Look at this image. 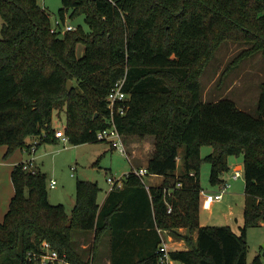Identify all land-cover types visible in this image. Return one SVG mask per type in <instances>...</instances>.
I'll list each match as a JSON object with an SVG mask.
<instances>
[{
	"label": "trees",
	"instance_id": "obj_1",
	"mask_svg": "<svg viewBox=\"0 0 264 264\" xmlns=\"http://www.w3.org/2000/svg\"><path fill=\"white\" fill-rule=\"evenodd\" d=\"M58 15L82 13L81 25L61 33L37 0H0V144L5 155L54 140L53 110L71 143L100 141L113 122L123 139L153 138L147 174L164 177L145 186L131 170L97 201L96 181L77 179L70 212L48 200L46 175L24 162L11 170L13 194L0 220V264L40 263L28 258L44 241L69 264H93L108 235L110 264H161L158 229L195 231L185 249L168 254L176 264H247L245 229L264 219V79L256 115L230 98L204 100L200 72L225 38L248 43L235 58L264 53V0H61ZM52 26L54 29L51 30ZM82 42L83 52L76 53ZM76 84L67 89V80ZM126 93L112 109L107 94L117 81ZM211 145L201 156L200 146ZM127 149V148H126ZM181 150V151H180ZM243 156L244 225L200 224V163L219 184L228 157ZM182 159L178 170V158ZM180 182V185H177ZM168 205L171 209L168 211ZM67 221H70L67 225ZM74 231H92L90 257L73 243ZM250 264H263L259 255Z\"/></svg>",
	"mask_w": 264,
	"mask_h": 264
},
{
	"label": "rangeland",
	"instance_id": "obj_2",
	"mask_svg": "<svg viewBox=\"0 0 264 264\" xmlns=\"http://www.w3.org/2000/svg\"><path fill=\"white\" fill-rule=\"evenodd\" d=\"M37 2L45 7L49 13L52 25L56 23V20L60 22L61 33L64 25L68 23L75 27L81 25L84 32L89 31L83 14L80 12L72 16L66 13L63 21L60 19L58 9L62 5L61 0H37ZM1 23L2 17L0 15V26ZM247 46L248 43L242 42V40L238 41L231 38L221 40L209 59L203 64L199 78L204 100L230 98L240 108L252 115H256L260 82L264 79V53L257 50L240 58H235L236 54ZM83 48V43L78 42L76 44V53L80 55L83 52ZM70 80L71 85L76 84L73 78ZM65 120L66 115L63 110L58 112L53 110L51 121L53 126L56 125V128H61L65 124ZM54 137H56L55 134ZM30 138L27 140L28 143L37 137L30 136ZM122 140L130 159L132 158V153L128 149L129 142H143L141 144L142 149H148L150 144L153 143V138L149 135L140 138L136 134H131ZM126 140L128 141L127 143ZM211 148L210 144L203 143L200 146L201 156H204ZM22 156H31L32 169H37L36 166H39L41 171L45 173L49 202H62L67 212H70L75 201L77 179L96 181L99 186L97 193V198L99 199L109 187L108 177L120 178L131 170L130 159L118 147H110L105 140L74 144L68 139L63 141L58 137L52 141H44L41 144H37L33 153L27 154L21 151L19 147H16L6 155L5 145L0 144V219L7 210L8 201L13 192L11 169L14 163L18 162ZM229 156L228 164L230 166L238 162L243 164L242 154ZM177 162V169L179 170L182 165V159L179 157ZM70 165H75L76 169L73 170V173ZM209 168L210 163L203 159L200 163L199 182L203 189L216 190L218 185L209 182ZM240 170V176L230 179V186L220 200L213 201V204L209 207L200 204L199 220L201 222L212 225L227 224L232 230H236L238 233L241 232V228L244 225L243 208L245 194L243 169ZM51 178L56 181V184L52 187L49 185ZM176 229V231L170 233L172 241L183 239L186 246L189 247L186 237L194 241V231H188L186 227H178ZM162 231L161 229L160 233ZM80 233V231L73 232V243L79 247L78 251L82 256L88 258L91 255L92 232L87 231L84 235ZM163 237H165L164 234ZM105 245L106 238L102 236L95 248L96 255L93 264L105 263L103 259ZM166 247L167 249L169 248L167 244ZM245 250L247 264H250L256 255H259L264 264V219L256 225L246 227Z\"/></svg>",
	"mask_w": 264,
	"mask_h": 264
},
{
	"label": "built area",
	"instance_id": "obj_3",
	"mask_svg": "<svg viewBox=\"0 0 264 264\" xmlns=\"http://www.w3.org/2000/svg\"><path fill=\"white\" fill-rule=\"evenodd\" d=\"M57 23V20H56ZM55 23V24H56ZM54 24V25H55ZM54 29V26H52L51 30ZM72 30L75 29V26L71 24H65L64 29L65 30ZM121 81H117L115 85L110 89V91L107 94V100H108V106L110 109H112L114 102L117 99H123L126 97V93L121 89ZM54 134L56 137L61 138L63 141L67 140V135L63 131L62 128H56L54 130ZM96 137L99 139H103L107 141L110 145V147H118V149L123 152L128 159H130L126 148L123 143L122 134L117 130L113 122H110L108 125H106L104 128H101L96 131ZM37 139H34L32 142H30V146L28 148L29 153H33L37 147ZM27 149V148H26ZM24 167L30 170L32 169V159L30 158L27 161H24ZM75 169V165L71 166V170ZM132 171L141 179L143 184L148 187L147 183V168L146 166H139V167H132ZM241 174V170L239 167L234 168L227 177H224L221 179V182L218 184V187L216 190L213 191H206L204 189L200 190V204H202L205 207H209L211 202L220 200L224 193L227 191L228 187L230 186V179H235L239 177ZM109 184L111 187H119L122 184V177L120 178H114V177H108L107 178ZM56 184L55 179H50L49 185L52 187ZM177 185H180V182H177ZM171 209V206L168 205L167 210L169 211ZM159 233L161 229H158ZM161 234V233H160ZM162 239V238H161ZM168 249L166 247V243L161 240V243L159 245V262L161 264H176V261L171 258L168 254ZM28 258H33L34 260L45 263V262H54L56 264H69L70 262L67 260L64 253L60 254L55 248L51 247L50 243L47 241H44L41 246L40 250L38 252L29 253Z\"/></svg>",
	"mask_w": 264,
	"mask_h": 264
},
{
	"label": "crops",
	"instance_id": "obj_4",
	"mask_svg": "<svg viewBox=\"0 0 264 264\" xmlns=\"http://www.w3.org/2000/svg\"><path fill=\"white\" fill-rule=\"evenodd\" d=\"M55 128H56V125L54 126ZM56 138H58V137H54V139H56ZM28 139H31L30 138V136L29 137H27L26 138V140H28ZM128 141L126 140V143H127ZM143 142H129L128 143V149H129V151L132 153V158L130 159V162H131V167H139V166H145L146 164H147V161H148V158H149V156H150V153H151V151H152V149H153V143L152 144H150V147L148 148V149H142V144ZM109 144V143H108ZM110 146V145H109ZM5 149H6V145H5ZM21 149V151H24V152H26L27 154L29 153V151L28 150H26V148H20ZM36 150V149H35ZM208 153V152H207ZM230 157V156H229ZM228 157V158H229ZM32 159V157L30 156H22L21 158H20V160L18 161V162H24V161H27V160H29V159ZM229 160V159H228ZM18 162H16V163H18ZM16 163H14V165L16 164ZM36 165V164H35ZM71 166L72 165H70V169H71ZM237 167H239L240 169H243V164L241 163V162H238V163H235L233 166H230L229 165V169L227 170V171H225V172H223L220 176H221V179L222 178H224V177H227L228 176V174H229V172H230V170L232 169H234V168H237ZM36 168H40L39 166H36ZM76 169V168H75ZM12 170V169H11ZM72 173H73V170H72ZM51 179H53V178H51ZM163 179H164V177L162 176V175H158V174H153V173H151V174H149L148 176H147V183L150 185V184H154V185H159V184H161L162 183V181H163ZM218 185V184H217ZM218 187V186H217ZM113 187H111V185L109 184V187H108V189L107 190H105V192L102 194V196L101 197H99V199L97 198V201H98V203L99 204H102L103 203V201H104V199H105V197H106V195H107V193L109 192V190L110 189H112ZM203 189V188H202ZM204 190H206V189H204ZM13 191H14V189H13ZM206 191H213V190H206ZM12 194H13V192H12ZM11 194V195H12ZM11 197V196H10ZM9 200H10V198H9ZM8 203H9V201H8ZM213 204V202H211V204H210V206ZM3 218V217H2ZM1 218V219H2ZM0 219V220H1ZM199 222H200V224H206V223H204V222H201L200 220H199ZM234 231V230H233ZM81 233L80 234H82V235H84L87 231H80ZM92 232V231H91ZM162 232H163V234L165 235V237H163V234H162ZM161 232V234H160V236H161V238H162V240L169 246V248H168V250H171V249H185V248H188L187 246H186V244H185V242H184V240L183 239H179V240H177V241H172V235L170 234L171 233V231H167L166 229H163V231ZM235 233H238L236 230L234 231ZM92 236H93V233H92ZM194 236H195V238H196V232L194 231ZM105 238H106V245H105V254H104V256H103V259L105 260V263L104 264H110V246H109V241H108V235L106 234L105 235ZM75 247H76V249L77 250H79V247L78 246H76L75 245ZM95 255H96V253H95ZM95 262V259L93 260V263Z\"/></svg>",
	"mask_w": 264,
	"mask_h": 264
},
{
	"label": "water",
	"instance_id": "obj_5",
	"mask_svg": "<svg viewBox=\"0 0 264 264\" xmlns=\"http://www.w3.org/2000/svg\"><path fill=\"white\" fill-rule=\"evenodd\" d=\"M66 84H67V89L69 90V89H70V86H71V80H70V79H68V80H67V82H66ZM69 222H70V221H67V223H66V224L68 225V224H69Z\"/></svg>",
	"mask_w": 264,
	"mask_h": 264
}]
</instances>
